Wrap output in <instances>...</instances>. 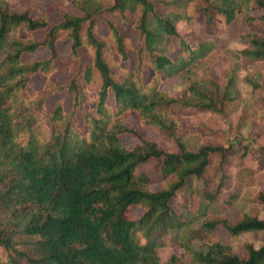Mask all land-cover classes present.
<instances>
[{
  "label": "trees",
  "instance_id": "trees-1",
  "mask_svg": "<svg viewBox=\"0 0 264 264\" xmlns=\"http://www.w3.org/2000/svg\"><path fill=\"white\" fill-rule=\"evenodd\" d=\"M65 2L56 0L60 19L51 22L53 6L33 15V8L19 11L0 0V264H264V240L257 248L245 242V254L239 255L218 240L193 249L191 238H183L175 243L181 251L161 261L155 232L174 224L170 200L190 175L203 173L210 153L225 159L227 148L220 145L203 144L193 152L182 147L180 113L225 115L237 106L235 71L228 69L219 79L209 73L230 50L217 37L240 15L264 23V0H69L73 11ZM107 15L136 32L135 47ZM194 17L205 31L195 42L176 28L178 21ZM239 38L243 55L264 56V40L255 31ZM61 39L69 41L66 60L58 57ZM39 48H47L49 56L22 59ZM128 50L135 55L132 68L120 65ZM175 50L178 61L170 55ZM175 67L182 95L160 87ZM63 69H71L72 77L53 82L50 74ZM148 69L152 73L144 81ZM37 76L46 79L40 89L29 84ZM54 93H64L68 105L56 99L47 106ZM129 116L173 140L177 150L143 137L127 125ZM125 133L137 143L127 147ZM151 159L161 161L158 189L139 171ZM254 199L264 203V191ZM204 225L220 226L230 236L264 231V219L243 212L216 215Z\"/></svg>",
  "mask_w": 264,
  "mask_h": 264
},
{
  "label": "rangeland",
  "instance_id": "rangeland-1",
  "mask_svg": "<svg viewBox=\"0 0 264 264\" xmlns=\"http://www.w3.org/2000/svg\"><path fill=\"white\" fill-rule=\"evenodd\" d=\"M8 1L19 11L33 8V15H36L41 7L53 6L48 13L49 21L60 19L59 7L55 5L56 0ZM65 1V7L73 11L75 8L68 3L69 0ZM251 14L257 15L260 11H252ZM106 18L114 20L121 34L129 38L132 48L135 47L136 32L120 23L117 17L107 15ZM176 28L190 41L205 38L204 26L199 17H194L189 22L180 20L176 23ZM99 30L102 33L106 32V25L102 20L99 23ZM247 30L255 31L258 37L264 40V23L246 21L243 15L236 17L217 37L219 43L229 47V54L216 59L209 71L216 79L228 69L235 71L237 106L225 115L213 110L200 109H187L180 113L178 141L185 150L193 152L203 144L220 145L227 149L223 163L220 152L210 153L209 163L203 173L200 176L190 175L170 200V206L175 212L174 224L158 226L155 230L156 250L161 261H164L171 252L181 251L175 243L183 238H191L193 249H199L204 243L218 240L229 244L239 255L245 254L243 246L245 242L252 243L255 248L263 243V230L246 231L237 236H230L220 226L208 228L204 225L205 221L213 216L224 213L233 217L243 212L264 219V203L254 199L258 191H264V56L254 58L240 52L244 44L239 35ZM34 35L41 38L43 32H36ZM56 48L58 57L66 60L69 55V41L57 40ZM79 54L82 62L90 61L84 48L79 50ZM170 55L175 61L180 60L179 50L171 51ZM48 56L47 48H39L34 53L23 55L22 59L31 61ZM134 64V51L128 50V59L122 61L120 65L132 68ZM176 68L168 71L169 75L160 87L170 94L182 95L185 88L178 81ZM151 73L150 69L144 71L143 80L146 81ZM50 75L53 82L60 84L67 82L73 71L56 70ZM45 83L46 79L42 76H37L29 82L34 89L42 88ZM56 99L62 100L66 105L69 103L64 93H54L47 100V106ZM126 123L132 125L143 137L157 141L163 148L177 150L173 140L140 126L132 117L129 116ZM121 138L127 147L137 143V138L128 133L123 134ZM160 165V160L151 159L139 167V171L151 177L149 185L151 189H158L160 186ZM133 213L139 216L141 208H134Z\"/></svg>",
  "mask_w": 264,
  "mask_h": 264
}]
</instances>
